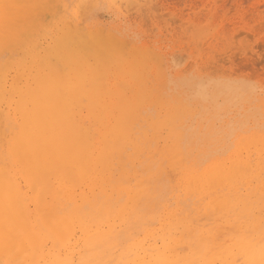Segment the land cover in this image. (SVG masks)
<instances>
[{
    "label": "bare ground",
    "instance_id": "bare-ground-1",
    "mask_svg": "<svg viewBox=\"0 0 264 264\" xmlns=\"http://www.w3.org/2000/svg\"><path fill=\"white\" fill-rule=\"evenodd\" d=\"M71 2L0 0V264H264V134L210 152Z\"/></svg>",
    "mask_w": 264,
    "mask_h": 264
},
{
    "label": "rangeland",
    "instance_id": "rangeland-1",
    "mask_svg": "<svg viewBox=\"0 0 264 264\" xmlns=\"http://www.w3.org/2000/svg\"><path fill=\"white\" fill-rule=\"evenodd\" d=\"M78 2L72 0L69 12L80 26L113 32L128 58L148 55L156 63L157 69L149 74V89L157 93L156 87L162 86L168 97L174 92L189 106L182 115L188 119L183 120L186 124H192L189 131L197 120L204 130L211 124L217 134L213 130L210 152H223L219 156L226 157L236 149L234 142L239 137L234 139L235 134L246 129L245 133L264 134V0ZM42 39L39 46L48 47L49 40ZM254 46H258L256 55L251 50Z\"/></svg>",
    "mask_w": 264,
    "mask_h": 264
}]
</instances>
